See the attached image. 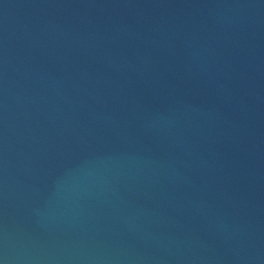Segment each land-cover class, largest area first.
I'll return each mask as SVG.
<instances>
[{
	"label": "water",
	"instance_id": "water-1",
	"mask_svg": "<svg viewBox=\"0 0 264 264\" xmlns=\"http://www.w3.org/2000/svg\"><path fill=\"white\" fill-rule=\"evenodd\" d=\"M0 264H264V0H0Z\"/></svg>",
	"mask_w": 264,
	"mask_h": 264
}]
</instances>
